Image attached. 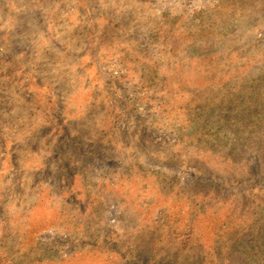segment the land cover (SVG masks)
<instances>
[{
    "label": "rangeland",
    "instance_id": "1",
    "mask_svg": "<svg viewBox=\"0 0 264 264\" xmlns=\"http://www.w3.org/2000/svg\"><path fill=\"white\" fill-rule=\"evenodd\" d=\"M0 264H264V0H0Z\"/></svg>",
    "mask_w": 264,
    "mask_h": 264
}]
</instances>
